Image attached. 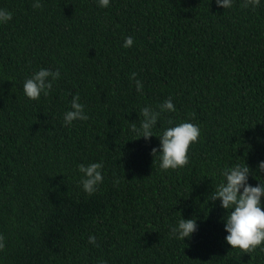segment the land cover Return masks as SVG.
<instances>
[{"label": "trees", "instance_id": "obj_1", "mask_svg": "<svg viewBox=\"0 0 264 264\" xmlns=\"http://www.w3.org/2000/svg\"><path fill=\"white\" fill-rule=\"evenodd\" d=\"M35 2L0 0L12 14L0 24V264H264V242H225L231 210L210 199L236 164L264 183V0ZM42 68L60 78L30 101L23 83ZM77 93L89 118L67 126ZM169 97L154 136L129 131ZM184 122L200 128L189 162L161 170L158 135ZM91 163L104 179L89 196L78 165ZM179 219L196 221L184 240L170 234Z\"/></svg>", "mask_w": 264, "mask_h": 264}, {"label": "clouds", "instance_id": "obj_2", "mask_svg": "<svg viewBox=\"0 0 264 264\" xmlns=\"http://www.w3.org/2000/svg\"><path fill=\"white\" fill-rule=\"evenodd\" d=\"M110 0H98L100 7H108ZM217 7L231 8L233 0H215ZM260 5V0H243L242 8L251 7L255 10ZM41 4L35 2L33 8H40ZM12 19V14L0 9V24L7 23ZM133 38L126 37L123 47L129 48L133 45ZM135 72L130 74V79L135 82L138 93L143 91V83L136 79ZM60 78L59 70L51 71L40 69L23 83V93L30 100H38L43 94L48 96L52 90L53 81ZM71 110L64 114V124L70 126L74 121H86L89 117L84 112V105L80 103V96L77 93L72 97ZM158 111L150 106H145L140 110L142 119L139 127L137 124H130L129 131L137 137H142L146 141L154 136L153 129L160 118L161 113L175 112V106L171 97L158 105ZM195 115L194 113L192 114ZM171 125L173 122L168 121ZM200 128L198 125L184 122L174 127H168L158 135L159 149L153 148L151 155L157 157L161 170H175L188 164L189 146L198 141ZM158 153V154H157ZM102 163H91L88 165H78L81 173L80 186L87 195L96 192L97 186L103 182ZM257 170L264 173V161L257 165ZM250 169L243 164H236L222 171L223 181L219 183L211 195V200L220 201V206L225 210H231L225 218L224 231L227 233L225 242L232 249H239L244 253L255 251L264 242V210L261 207L264 198V183H258L253 187L248 184ZM196 221L194 219H179L177 225L171 227L170 234L176 239L184 240L196 231ZM89 244H96L94 236L88 237ZM98 246V245H97ZM5 248V238L0 235V251ZM264 251V248H261ZM101 264H104L101 261Z\"/></svg>", "mask_w": 264, "mask_h": 264}]
</instances>
